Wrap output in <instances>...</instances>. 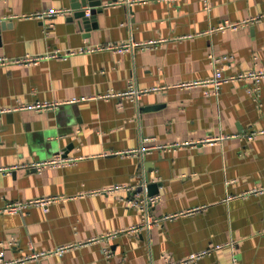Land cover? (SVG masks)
<instances>
[{"label":"crops","instance_id":"0c3cea01","mask_svg":"<svg viewBox=\"0 0 264 264\" xmlns=\"http://www.w3.org/2000/svg\"><path fill=\"white\" fill-rule=\"evenodd\" d=\"M128 1L104 0L97 27L86 31L71 18L74 0H0V56L139 42L119 52L0 63V106L9 108L0 114V166L59 152L82 157L0 176V207L58 196L46 207L0 214L4 258L165 264L220 243L188 264H264V192L244 194L264 186V133L227 136L264 130V76L224 81L218 94L212 85H186L213 75L209 53L225 76L264 70V0H209V8L204 0ZM52 8L69 11L35 15ZM224 22L237 26L214 29ZM131 86L144 90L137 101L122 94ZM36 101L57 105L24 107ZM142 183L160 195L153 215L172 217L130 231L141 213L127 200L144 194Z\"/></svg>","mask_w":264,"mask_h":264},{"label":"built area","instance_id":"2783aa9c","mask_svg":"<svg viewBox=\"0 0 264 264\" xmlns=\"http://www.w3.org/2000/svg\"><path fill=\"white\" fill-rule=\"evenodd\" d=\"M141 2V1H145V0H129L128 3L131 5L135 2ZM205 1V7L209 8V0H204ZM86 10V15L89 14V8H85ZM69 11V9L65 10V9H57V8H52L48 11H42V12H38L35 15L37 17L40 18H44V17H50V16H55V15H63L65 13H67ZM236 24L233 23H229V22H224L221 25H218L216 27H214L215 30H222L225 27H236ZM139 44L138 41H134L133 36H131L129 41H122L119 43H114V42H106V43H102V44H95V45H85V46H79L76 48H70L66 51H60V50H54L51 52H47L44 54H26L23 56H19L17 58H12L9 56H0V63H22V64H31L34 63L36 61H39L41 59H47V58H51V56H57V57H63V58H67L68 55L71 54H85V53H91L94 51H102V49H106V50H111V51H115V52H119V51H123V50H127L128 48H134ZM208 59L211 61V63L215 64L217 67L213 73V75L210 78H207L206 80L202 81V82H198V81H194V82H189L186 83L187 86L189 85H193V84H204V85H212L214 87L213 93L218 94L221 85L223 84L224 81L227 80H240L242 78H250L252 80H254L255 82H257L261 77L264 76V70H257V71H249V72H240L239 74H233L230 76H225L224 72H223V67L218 66V63L220 61V59L214 54V53H209L208 54ZM144 90L143 89H139L136 88V86H131L128 90H126L125 92H122V94L124 95H128L131 96L133 100L138 99V96L140 93H142ZM207 93H209V91H206ZM75 100V99H73ZM57 102H49V101H36L34 104H30L27 106H24L26 108H32V109H46V108H51L52 106L57 105ZM9 110V108L7 107H2L0 106V114L2 112H5ZM264 133V130H251V131H241L240 133H236V134H232V135H227L228 137H236V138H245L247 140H251L253 138H255L257 135ZM161 147V146H159ZM144 147H140L139 149H134L131 150L132 153H136L139 151H143ZM80 156H74V155H64L63 152H59L57 154H54L53 157L48 158V159H37V160H23V161H19L17 163H13L11 165H2L0 166V176H2L3 174H10L20 168H24V169H29V170H35V171H41L44 168H54V167H65V166H70L71 164L75 163L77 160H79ZM143 188H144V194L140 195V197L137 198H130L127 200V204L131 207L137 208L140 213H141V223L139 225L136 226H132L131 228H129L128 230L130 231H139L142 228L146 229L147 231H150V229L158 224L159 222H161V220L172 217L171 215H166V216H162V217H156L153 215L152 213V208L154 206L157 205L159 199H160V195H152L149 196L146 192V184L142 183ZM117 187H110L109 189H114ZM264 192V186H260V188H255V189H251L249 191H246L244 194H260ZM58 196H41V197H37L34 199H28V200H20V201H13V202H8L5 203L2 207H0V214H4V213H21V211L25 210L28 207L31 206H42V207H46L48 204H50L51 202L55 201V199H57ZM198 208H192L186 212H184V214H190L192 213L194 210H196ZM115 234V233H114ZM223 245L220 243H216L212 246H210V248L207 249H203V250H199V251H195L191 254H189L188 257L186 258H182L180 260H171L170 258L166 257V262L165 264H188L190 262H193L196 259H199L201 257L206 256L207 254H210V252L212 250H216L221 248ZM68 247V246H66ZM65 246L59 247L57 248V250H63L66 248ZM45 252H41L39 254H44ZM15 263L14 260H8L4 258V250H0V264H13Z\"/></svg>","mask_w":264,"mask_h":264},{"label":"water","instance_id":"95a60500","mask_svg":"<svg viewBox=\"0 0 264 264\" xmlns=\"http://www.w3.org/2000/svg\"><path fill=\"white\" fill-rule=\"evenodd\" d=\"M104 0H74L72 3V8L75 10L73 16L71 18L78 19V26L86 31H89L92 28L97 27V22L95 15L98 12H101L103 7ZM108 2H115L117 0H107ZM87 6L89 8V14L86 15V10L81 9L82 7ZM3 25V22L0 21V28ZM65 155L66 153L63 152ZM154 183H149L145 186L146 192L149 196L156 195V191H154ZM144 188L140 187L139 191H143Z\"/></svg>","mask_w":264,"mask_h":264}]
</instances>
